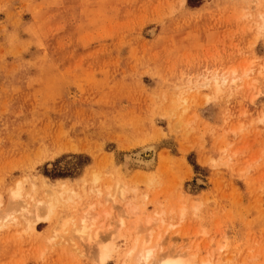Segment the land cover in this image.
Segmentation results:
<instances>
[{"label":"rangeland","instance_id":"1","mask_svg":"<svg viewBox=\"0 0 264 264\" xmlns=\"http://www.w3.org/2000/svg\"><path fill=\"white\" fill-rule=\"evenodd\" d=\"M261 15L264 0H0V220L16 217L0 264H99L111 244L118 264L139 235L159 260L264 264ZM59 180L78 196L49 213ZM83 215L97 240L75 234Z\"/></svg>","mask_w":264,"mask_h":264},{"label":"bare ground","instance_id":"2","mask_svg":"<svg viewBox=\"0 0 264 264\" xmlns=\"http://www.w3.org/2000/svg\"><path fill=\"white\" fill-rule=\"evenodd\" d=\"M261 17L263 18V20H264V15H261ZM264 23V22H263ZM264 25V24H263ZM232 73L234 74L235 73V70H233L232 71ZM214 82H213V84H215V86L217 87V89H219L220 88V86L222 85V84H224V82L225 81H227L228 79H226V77H224V80H220L219 78H217V77H215L214 76ZM240 78H236L235 76H234V78H231L230 80H231V82H234V83H236L237 82V80H239ZM244 81V80H243ZM242 83V82H241ZM204 85H207L208 84V82H204L203 83ZM243 84V83H242ZM147 146H150L151 147V149H150V147H149V149L148 150H141V151H138L137 153H136V156H135V159L139 162V163H141V165L142 164H144V165H146V166H149L150 164H152L153 162H154V152H153V150L156 148H154V145H152L151 146V144L150 145H147ZM73 148V147H72ZM154 148V149H153ZM129 156H131V155H129ZM134 156V155H133ZM136 161V162H137ZM129 164V163H128ZM132 164V163H131ZM130 165V164H129ZM137 165V164H136ZM135 165V166H136ZM140 165V164H139ZM125 169V168H124ZM129 170L131 171V169H128V172H129ZM126 172V171H125ZM125 172H123V174H125ZM126 174H128L127 172H126ZM124 176V175H123ZM46 179V178H45ZM43 183V182H42ZM58 184L62 187V190H59V191H56V190H53V192H50L49 190L50 189H48V187H47V190H48V192L47 193H52L51 194V197L50 196H48V199H47V202L45 203V204H47L46 205V207H45V209L46 208H48L47 210L48 211H50L49 213H51V211L54 209V205L55 204H57V203H59V202H62V201H65V202H68V201H73L74 199H75V197H77L78 196V192H77V189L75 188V187H73V186H69L68 185V182H66V181H61V180H59V182H58ZM43 185V184H42ZM45 186H47V185H45ZM77 186V185H76ZM81 186V185H80ZM82 187V190H84L83 188H84V184L81 186ZM80 187V188H81ZM11 195L13 196V197H19V196H21V191H20V189H16V190H13L12 192H11ZM50 195V194H49ZM12 197V198H13ZM41 203L43 204L44 202H42L41 201ZM41 203L40 202H38L37 201V203H35L36 205V210L38 209V206L40 207L41 206ZM40 204V205H39ZM92 205V204H91ZM94 205V204H93ZM23 208V207H22ZM26 209V208H25ZM22 210V209H21ZM24 210V209H23ZM33 210V209H32ZM35 210V209H34ZM46 210V212H48ZM133 211V210H132ZM29 212V211H28ZM36 212H38V210L36 211ZM36 212H35V214H36ZM53 212V211H52ZM107 212V211H106ZM163 212V211H162ZM39 214V213H38ZM38 214H36V218H37V216H38V218L37 219H41L42 217V215L41 216H39ZM48 214V213H47ZM86 214H88V213H86ZM101 214V213H100ZM100 214H98L99 216H100ZM104 214H106V213H104ZM90 215V214H89ZM89 215H83V217H81V219H79L80 221H81V226H77V228H74V232H76L75 234H78V236L80 235V236H83V235H86V234H88L89 235V237H90V239H92L93 240V238H96V236H97V234H96V231L95 232H92V228L93 227H95V225L96 224H98V223H96V221L98 220H95V215H93L94 217L93 218H91V216H89ZM46 216V215H45ZM49 216H50V214H49ZM48 216V218H50ZM97 216V215H96ZM161 216V215H160ZM39 217H41V218H39ZM16 217H14V216H11L10 215V213H9V215H7L6 214V216H4L3 217V219H1L0 221H1V223H0V226H2V225H5V224H7L8 223V221L10 220V219H15ZM47 218V217H46ZM43 219V218H42ZM61 219V218H60ZM75 219V218H74ZM36 220V219H35ZM69 220H71V218H69ZM37 221V220H36ZM72 222L74 221L73 220V218H72V220H71ZM70 221V224L72 223ZM138 222H139V220H137ZM151 221V218L150 219H148V221L147 222H150ZM69 222V221H68ZM78 222V221H77ZM121 224L122 225H124L125 224V221L122 219L121 221ZM133 222V221H132ZM135 222V221H134ZM153 222V221H152ZM67 223V222H66ZM151 223V222H150ZM102 224V223H101ZM135 224H139V223H135ZM134 224V226H136ZM60 225V224H59ZM75 225V221H74V223H72L71 224V228L73 227ZM148 225H150V224H148ZM64 226V225H63ZM63 226H62V229H63ZM131 226H132V224H131ZM145 226H146V224H145ZM75 227V226H74ZM98 227V226H97ZM100 227V226H99ZM149 227V226H148ZM61 228V227H60ZM67 228V227H66ZM71 228H70V230H71ZM96 229V228H95ZM94 228H93V231L95 230ZM98 229V228H97ZM96 229V230H97ZM59 230V229H58ZM62 231V230H61ZM65 231L67 232V229H65V230H63L62 232L65 234ZM100 231V230H99ZM99 231L97 230V233L99 234ZM154 231V230H153ZM68 233V232H67ZM67 233H66V235H67ZM90 233V234H89ZM53 234V233H52ZM58 234H60L59 233V231H58ZM64 234H60V235H63V236H66V235H64ZM54 235H56V234H54ZM59 235V236H60ZM69 235H70V233H69ZM73 235V234H72ZM92 235V236H91ZM156 235V234H155ZM68 236V235H67ZM71 236V235H70ZM129 236V235H128ZM140 236V235H139ZM139 236H137V237H135L134 239H132V242H130L129 244H128V246H127V248L125 249V251L122 253V256H119L118 257V264H126L127 263V261H129L128 262V264H190L189 263V260L188 259H186V258H184L183 256V259H181L180 257L179 258H169V257H164V258H166V259H162L161 257H160V255H159V257H160V259L161 260H159V258H156V256H157V249H156V247L158 246H156V244L154 243L153 245H150L149 244V240H146V239H140V237ZM148 236V235H147ZM149 236H151L150 234H149ZM52 237H53V235H52ZM84 237H86V236H84ZM54 238V237H53ZM76 238V237H75ZM81 238V237H80ZM87 238V237H86ZM85 238V239H86ZM100 238V237H99ZM145 238H146V236H145ZM147 238H149V237H147ZM98 239V236H97V238H96V240ZM150 239V238H149ZM158 240V239H157ZM94 241V240H93ZM89 242H92L91 240L89 241ZM155 242H157V241H155ZM103 247V246H102ZM113 246H112V244L111 245H108V246H104L103 248H101V250H100V255H99V264H106V262L110 259V257H111V255H112V252H113ZM177 256H179V255H177ZM187 258H189V257H187ZM156 259H157V261H156Z\"/></svg>","mask_w":264,"mask_h":264}]
</instances>
